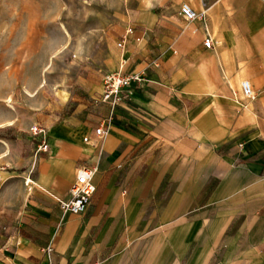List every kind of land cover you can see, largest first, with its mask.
Wrapping results in <instances>:
<instances>
[{"label":"crops","instance_id":"obj_1","mask_svg":"<svg viewBox=\"0 0 264 264\" xmlns=\"http://www.w3.org/2000/svg\"><path fill=\"white\" fill-rule=\"evenodd\" d=\"M124 27L99 79L37 101L45 133L1 174L0 264H264V0H126ZM119 70L143 82L113 108ZM83 166L96 193L74 215Z\"/></svg>","mask_w":264,"mask_h":264},{"label":"rangeland","instance_id":"obj_2","mask_svg":"<svg viewBox=\"0 0 264 264\" xmlns=\"http://www.w3.org/2000/svg\"><path fill=\"white\" fill-rule=\"evenodd\" d=\"M125 2L0 0V190L1 174L20 172L11 161L32 150V121L51 111L37 101H65L80 78H100L125 29Z\"/></svg>","mask_w":264,"mask_h":264},{"label":"built area","instance_id":"obj_3","mask_svg":"<svg viewBox=\"0 0 264 264\" xmlns=\"http://www.w3.org/2000/svg\"><path fill=\"white\" fill-rule=\"evenodd\" d=\"M181 16L186 21H194L198 18L197 13L189 6L183 5L181 8ZM133 32L132 29L128 31V34ZM125 39L119 44V48H124ZM206 47L210 49L211 43H207ZM143 82V76L138 73H127L123 70H119L115 73L109 74L104 77V94L102 95V102L110 104L113 108L122 104L123 102L129 101L133 96L136 88ZM243 95L247 99L254 100L257 95L249 81H243L241 84ZM107 123H104L98 130L97 134L100 137H104L108 129ZM35 136L44 134V130L36 127L32 130ZM48 146L43 142L39 146L40 152H46ZM93 169L90 167H80L77 173L76 182L72 188L73 200L69 203H61V209L65 212L72 213L74 215L83 214L90 205L91 199L96 193V186L93 182ZM50 251V250H49Z\"/></svg>","mask_w":264,"mask_h":264}]
</instances>
